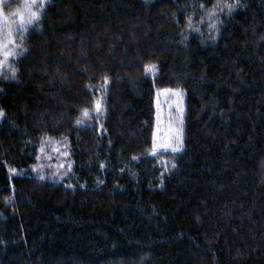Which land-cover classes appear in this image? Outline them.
<instances>
[{"label": "trees", "instance_id": "trees-1", "mask_svg": "<svg viewBox=\"0 0 264 264\" xmlns=\"http://www.w3.org/2000/svg\"><path fill=\"white\" fill-rule=\"evenodd\" d=\"M21 35L0 264H264V0H47ZM163 89L185 93L186 143L152 156Z\"/></svg>", "mask_w": 264, "mask_h": 264}, {"label": "rangeland", "instance_id": "rangeland-1", "mask_svg": "<svg viewBox=\"0 0 264 264\" xmlns=\"http://www.w3.org/2000/svg\"><path fill=\"white\" fill-rule=\"evenodd\" d=\"M47 0H43V4H45ZM3 2L0 1V24L6 18L12 17L15 20V24L13 27L19 29L20 27V13H24L26 8L29 5H32L33 10L39 9L40 0H23L19 9L10 13L5 14V11L2 7ZM42 10V9H41ZM40 10V12H41ZM27 18V17H26ZM6 35V29L0 28V40H3ZM20 33L14 36V44H19ZM4 43L7 45L8 50L13 49V45L7 44L6 41ZM20 47L15 48L14 50L20 52ZM13 59V58H12ZM6 59L3 56H0V60H3V64H0V78L11 77V71L9 69V64L12 67L11 60ZM13 68V67H12ZM145 74L151 78L155 77L156 69L154 72H146ZM155 119L153 131L151 134V151L153 149V145L155 144L157 147V155H177L180 153L185 147L186 143V131L184 128V117H185V93L180 89H163L156 91L155 101ZM1 113V112H0ZM91 118H96V110H91ZM2 115H0V120ZM180 137V141L177 140V137ZM177 143H181V151L177 153H173L171 151V147L176 145ZM161 144H168L167 149L160 148Z\"/></svg>", "mask_w": 264, "mask_h": 264}, {"label": "snow or ice", "instance_id": "snow-or-ice-1", "mask_svg": "<svg viewBox=\"0 0 264 264\" xmlns=\"http://www.w3.org/2000/svg\"><path fill=\"white\" fill-rule=\"evenodd\" d=\"M43 7H44L43 0H40L39 9L33 10L32 5H29L26 8L24 13L18 14L19 19H20L19 29L13 27V24H15V20L12 17L6 18L2 21V24H0V28L6 29V35L4 36L3 40H0V56L5 57L6 59H12V58L18 57L19 55H22V53L24 51L23 49H21L20 52H17L14 50L15 48L20 47V45L14 44V36L17 34V32H19L20 34L26 33L30 26H32L34 23H38L39 19H40V10L43 9ZM222 7L227 8L228 11L231 12L236 7V4H224ZM210 15H214V14H210ZM211 27L213 29H216V24L213 23L211 25ZM21 39H22V35H21ZM4 41H6L7 44L13 45V49L8 50L7 45L4 43ZM3 62H4L3 60H0V64H3ZM155 67H156L155 65H146L145 71L146 72H154ZM9 69L11 71V77L6 76L5 78H15L16 71L14 68L11 67L10 64H9ZM107 82H108L107 77H105V84H107ZM95 108H96L97 113L100 114L101 109H102L101 101H99V100L96 101ZM0 115H2V113H0ZM87 119H91V114H90V111L88 109H84L83 113H82V117L77 120V124L79 125ZM180 139L181 138L178 136L177 140L180 141ZM181 146H182L181 143H177L176 145L171 147V151L173 153H177V152L181 151ZM168 147H169L168 144H161L160 145V148H162V149H167ZM149 154L152 156L157 155V147L155 144L153 145V149ZM65 155H66V153H65ZM133 159H137V158L133 157ZM60 167H63V165H61ZM101 167H103V165H101ZM172 167L173 168L176 167L175 163L172 164ZM68 168H69V170H71L70 164H69ZM33 170L35 171L36 169H33ZM39 179L43 180V179H45V177L43 175H40ZM69 187H71V185H69Z\"/></svg>", "mask_w": 264, "mask_h": 264}]
</instances>
